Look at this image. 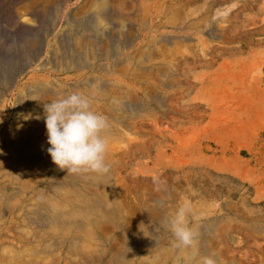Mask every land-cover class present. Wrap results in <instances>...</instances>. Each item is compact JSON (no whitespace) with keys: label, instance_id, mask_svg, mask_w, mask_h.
<instances>
[{"label":"rangeland","instance_id":"obj_1","mask_svg":"<svg viewBox=\"0 0 264 264\" xmlns=\"http://www.w3.org/2000/svg\"><path fill=\"white\" fill-rule=\"evenodd\" d=\"M0 36L41 57L61 40L106 58L121 51L114 78L125 72L132 104L147 110L132 119L137 151L117 177L134 217L160 197L151 216L165 220L187 199L197 241L218 262L264 264V0H0Z\"/></svg>","mask_w":264,"mask_h":264},{"label":"bare ground","instance_id":"obj_2","mask_svg":"<svg viewBox=\"0 0 264 264\" xmlns=\"http://www.w3.org/2000/svg\"><path fill=\"white\" fill-rule=\"evenodd\" d=\"M16 41L6 48L0 44V264H135L139 257L137 264H176L173 239L161 231L164 219L151 216L162 198H153V206L137 204L138 219L126 185L117 178L137 151L130 139L138 132L132 119L147 113L145 105L132 104L126 73L120 81L114 78L121 51L106 58L97 47L77 48L61 40L41 57L28 50V40ZM97 70L106 78L84 73ZM73 92L91 98L92 109L109 121L107 174L50 167L43 105ZM117 236L122 243L114 251L109 244ZM205 244L199 240L198 248L214 255Z\"/></svg>","mask_w":264,"mask_h":264},{"label":"clouds","instance_id":"obj_3","mask_svg":"<svg viewBox=\"0 0 264 264\" xmlns=\"http://www.w3.org/2000/svg\"><path fill=\"white\" fill-rule=\"evenodd\" d=\"M47 153L52 163L68 174L109 173L107 162L109 150L108 119L92 109L91 98L80 93L62 95L44 103ZM41 119L40 116L36 117ZM157 191L167 193V182L154 178ZM193 208L187 199L178 206L175 214L162 222L173 237L178 251L176 264H218L214 255H201L198 250V232L190 226L189 216Z\"/></svg>","mask_w":264,"mask_h":264}]
</instances>
